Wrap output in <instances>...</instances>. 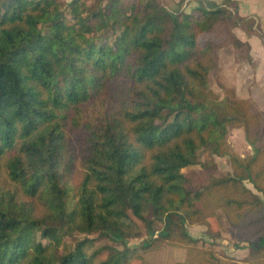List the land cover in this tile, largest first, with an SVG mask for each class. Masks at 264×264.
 Here are the masks:
<instances>
[{"label": "trees", "instance_id": "obj_1", "mask_svg": "<svg viewBox=\"0 0 264 264\" xmlns=\"http://www.w3.org/2000/svg\"><path fill=\"white\" fill-rule=\"evenodd\" d=\"M232 19L159 0H0V264H131L163 245L187 247L175 264H237L219 254L222 219L248 244L245 261L264 264V114L209 85L217 49L242 47ZM228 127L243 128L250 154L227 149ZM67 128L83 135L74 183ZM201 150L227 156L231 172L214 176ZM187 225L212 241L197 248ZM93 234L121 248L87 254Z\"/></svg>", "mask_w": 264, "mask_h": 264}, {"label": "crops", "instance_id": "obj_2", "mask_svg": "<svg viewBox=\"0 0 264 264\" xmlns=\"http://www.w3.org/2000/svg\"><path fill=\"white\" fill-rule=\"evenodd\" d=\"M167 3L172 8L175 6L174 11L195 13L200 8L225 7L231 12L234 23L230 31L242 47L236 51L230 43L223 45L217 49L218 61L222 58L221 53L228 57V83L236 89L239 97L253 100L264 114V0H167ZM213 31L201 33L198 40L202 36L208 40ZM222 221L225 223L224 219ZM204 237L212 241L205 233ZM218 246L222 250L220 255L236 260L237 264H250L245 261L250 253L248 244L236 243L228 226L221 229Z\"/></svg>", "mask_w": 264, "mask_h": 264}, {"label": "rangeland", "instance_id": "obj_3", "mask_svg": "<svg viewBox=\"0 0 264 264\" xmlns=\"http://www.w3.org/2000/svg\"><path fill=\"white\" fill-rule=\"evenodd\" d=\"M69 0H61V2H68ZM91 2L92 0H88ZM161 4H163L168 10L174 11L175 6L172 8L171 5H168L167 0H159ZM66 10V8H65ZM182 11V10H181ZM186 12V11H184ZM191 13V12H188ZM197 12L193 14H197ZM65 14L68 16L67 11H65ZM234 19H232L233 21ZM224 29L223 28H217L215 31H213L212 35H209L207 42L210 41H217L223 34ZM205 37L202 36L198 43L203 46L206 44ZM222 47V46H221ZM220 47V48H221ZM219 49V48H218ZM235 51V50H234ZM243 51V50H242ZM223 52V51H222ZM221 60L218 61L219 71L217 73H213L210 75V87L212 90L219 96L223 97L226 88H232L236 94V89L228 83V75L226 74V70L228 68L227 63V56L221 53ZM237 97H239L236 94ZM241 98V97H239ZM247 99V98H244ZM257 109L262 112L258 106ZM92 111H89L86 113V116H92ZM94 113V112H93ZM97 113V112H95ZM66 136L68 137L69 142L72 144V147L75 150V168L72 172V182L76 181L80 178L81 175V155L79 154V148L82 143V132L79 129L74 128H67L66 129ZM225 142L227 145V149L232 150L239 154L240 156H246L250 154L251 147L247 144V142L244 139V132L242 127H228L226 136H225ZM199 161L201 163L209 161L210 163L213 162L214 170L213 175L214 176H221L227 173L231 172V166L230 162L227 156H218V155H212L209 156L207 151L201 150L198 154ZM201 170V165H191L183 169V172L191 173V174H198ZM5 168L3 167V160L0 158V172L2 175H4ZM74 183V182H73ZM246 185L248 187H252L251 184L247 181H245ZM220 214V213H219ZM220 218V217H219ZM222 218V217H221ZM213 226L218 227L216 221H212ZM219 226L221 229H227L226 223H224L222 220L219 221ZM187 231L189 235L192 237L198 238L197 243H195L197 248L203 247L205 243H208L210 241L205 240L204 233L205 226L204 225H187ZM197 230V231H196ZM83 235L75 234L73 236H67L65 239L67 241V246L73 244L76 239L81 238ZM91 238V241L87 244L86 252L87 254H91L94 250L101 246H113L116 248H121V246L118 243L112 242L104 237H98L96 234L88 236ZM148 238L147 236L143 235L142 233L136 235L135 237H131L128 241V244L130 247H137L140 248L142 243L146 241ZM215 242V240H213ZM219 242V241H217ZM220 247V246H218ZM219 252L220 248L218 249ZM107 252V249H105L103 252H101L100 256H104ZM136 252H142L141 248L136 250ZM187 247L185 246H174V245H163L160 249L157 250H151L147 251L143 255L141 254V258L135 259L131 261V264H146V263H153V264H175L178 261H183L186 257ZM99 256L95 257V260H98Z\"/></svg>", "mask_w": 264, "mask_h": 264}]
</instances>
